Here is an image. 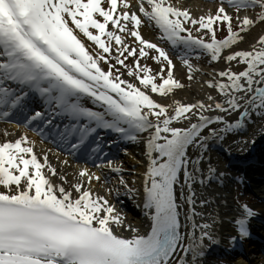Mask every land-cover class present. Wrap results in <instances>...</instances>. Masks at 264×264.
<instances>
[{"label": "snow or ice", "instance_id": "6c2138e0", "mask_svg": "<svg viewBox=\"0 0 264 264\" xmlns=\"http://www.w3.org/2000/svg\"><path fill=\"white\" fill-rule=\"evenodd\" d=\"M210 2L214 11L194 15L179 0H0V120L11 124L24 100L38 96L69 121L60 139H75L70 154L88 151L99 169L79 167L70 179L27 132L0 129V264H204L222 239L219 212L195 207L208 201L197 199L194 184L217 178L204 163L209 142L249 125L264 135V0ZM145 22L156 41L142 35ZM170 50L189 82L203 72L201 88L213 91L174 98L186 86ZM193 57L223 66L207 72ZM99 129L143 142L139 187L106 159ZM105 166L118 179L107 175L101 193ZM107 193L136 201L143 219L129 220ZM237 208L228 217L236 235L223 237L230 247L251 235L259 214L238 198Z\"/></svg>", "mask_w": 264, "mask_h": 264}, {"label": "bare ground", "instance_id": "6f19581e", "mask_svg": "<svg viewBox=\"0 0 264 264\" xmlns=\"http://www.w3.org/2000/svg\"><path fill=\"white\" fill-rule=\"evenodd\" d=\"M179 3L183 6L190 7L191 11L194 15H199L201 11H207L210 7L214 11V5L209 3L208 0H179ZM141 32L142 35H144L146 38L151 39L153 41H156V33L154 29L150 28L147 25V22H145V26H141ZM162 45H164L162 43ZM166 46V45H164ZM194 63V62H193ZM174 64L176 65V68L174 69V74L178 78L180 73H182L184 70L182 68L181 62L178 59L177 61H174ZM196 64V63H194ZM200 67L207 72H211L213 68L216 67H222V62H209L206 60L203 64L199 63ZM197 76L201 77V79L193 80L190 84V87L185 90H174V98L180 99L182 102H192L194 99L202 98L204 93L213 91L212 89L207 88V86H203L201 88L202 79H207L208 77L202 72L197 73ZM125 79H128L124 76ZM194 89V90H193ZM154 98L158 100L165 99L163 97H160L159 95L156 96V94H153ZM248 131H239L234 134H226L225 139L223 141H210L209 142V148L205 152V156L208 158L204 163L206 165H211L215 167L217 172V178L212 179L211 181H208L204 185L199 184L198 182L194 184V190L197 193V199H204L208 201L205 205L201 206L197 204L195 207L198 212H205V213H213L215 211L219 212L220 221L216 225V228L219 230V233L222 237L219 244H212L208 248V254L211 252H214L219 246L226 243L227 239L223 238L226 237L228 234L236 235L235 227L231 223H229L228 217L235 218L239 214V209L237 208V204L235 205L234 201H232V196L226 195L229 194L228 187L229 184H225V181L227 180L224 176L219 177V173L223 171L226 164H237L241 167H252V168H261L264 169V135L261 134L259 130H256L255 126L249 125ZM8 128L11 131L15 133L19 132H27L28 136L36 141L35 151L40 154L42 153V150H50L49 151V161L53 163L57 171H64L68 174L69 178L71 179L73 177L74 171L81 167L78 159L74 158L71 154H63L58 149L50 148V145L47 142L40 141L37 139L32 133L30 134L27 130H25L23 127H16L13 124H8L5 121L0 120V129ZM245 141H254V142H245ZM129 149L131 151L130 155L127 159V167L130 168L137 174L136 177V186L139 187V185L142 182V173L145 170L146 166V156L144 155V144L142 141L138 142H128ZM134 152H132V149ZM55 149V150H54ZM59 156V160L56 159V157ZM40 159L43 160L42 155H40ZM68 160V164L64 165L63 169H61L60 161L62 160ZM247 159V160H246ZM84 167H88L92 171H99V169L93 168L91 166H88L87 164L84 165ZM116 173H110L109 170L103 169L102 175H101V181L96 183V190L104 193L100 188V183L106 182L105 177L107 175H111L113 180L115 178ZM183 177H181V180ZM222 181V182H221ZM107 183V182H106ZM256 192L261 194L264 197V188L258 189ZM109 196L110 202H116L117 207L119 208L120 202L124 199L123 194L119 197L114 196L111 193H107ZM227 201L225 204L224 201ZM136 202V201H135ZM137 203V202H136ZM135 205L130 209V217L129 220H142V211L140 208L136 207ZM187 205H185V208ZM254 209L259 213L254 218H261L258 223L264 222V207H254ZM119 210V209H118ZM122 211V209H120ZM207 219L208 217H204ZM183 221V215L181 217ZM201 218L197 217V221L199 222ZM264 224V223H263ZM256 224L254 223V220L250 219L249 226L252 228V231H256ZM215 230V229H214ZM260 235V233H263L261 231L256 232ZM207 244L208 242L205 241ZM229 246V243H228ZM236 247H230L227 248L228 253H231L232 251H235ZM207 254V256H208ZM204 257V264H215L214 260L211 259L212 257ZM250 262L249 264H251Z\"/></svg>", "mask_w": 264, "mask_h": 264}, {"label": "rangeland", "instance_id": "374dc122", "mask_svg": "<svg viewBox=\"0 0 264 264\" xmlns=\"http://www.w3.org/2000/svg\"><path fill=\"white\" fill-rule=\"evenodd\" d=\"M172 58H173V61H175L176 58L174 56H172ZM130 59L131 58H129V61H130ZM206 60L207 59L204 58V57H202L200 60H196L195 57H194V61H195L196 64H199V63H202L203 64ZM142 62H144L143 61V58H142ZM146 62L148 64H150L153 68H155L157 66L156 65V62L155 61H152L150 58ZM121 71H123L122 68H121ZM125 77L128 78V79H132L131 77H128L126 74H125ZM178 78L185 84V86H186L185 89L189 88V85L192 82H189L186 79V72L185 71H183L182 73H180V75L178 76ZM156 96H158V94H156ZM134 150H136V149L135 148L132 149V152H134ZM130 153H131L130 149L127 150V153H125V151H123V150H120V155L118 156V158L115 161H113V163L114 164H120L121 165V167L124 169V171L121 174L124 175L125 179L128 180L131 183L132 177L133 176H137V174L139 172L136 174L135 171H133L132 169L126 168L127 167V164H128L127 159H128V156L130 155ZM105 169H107L106 166H105ZM116 179H118L117 174H115L114 180H116ZM100 187H101L100 189L102 191H104L105 188L110 187V185L108 183L104 182V183H100ZM229 195L233 197V193L232 192ZM123 198L124 199L120 202V205L121 206L118 209L119 210L122 209V211L126 214L127 218L129 219V217H130V211H131L130 209L132 208V206H134L135 201L134 200H129V198H128L127 195H124ZM234 198H235L236 202H237V198H238V201L239 202L247 203L248 205L252 206L249 200L248 201H245V200L243 201L242 196L235 195ZM222 246H223V248L228 247V241H226V243L223 244ZM258 261H259V259H256V262H258ZM221 262H223L225 264H242L241 262L239 263V259H236V258H234L232 256H230L229 258L228 257H224V259Z\"/></svg>", "mask_w": 264, "mask_h": 264}]
</instances>
